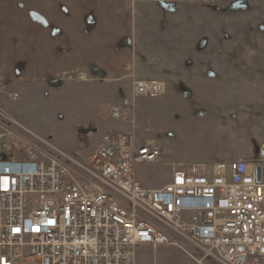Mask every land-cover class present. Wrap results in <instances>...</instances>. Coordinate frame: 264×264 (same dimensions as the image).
I'll return each instance as SVG.
<instances>
[{
    "label": "rangeland",
    "instance_id": "1",
    "mask_svg": "<svg viewBox=\"0 0 264 264\" xmlns=\"http://www.w3.org/2000/svg\"><path fill=\"white\" fill-rule=\"evenodd\" d=\"M147 10L136 19V73L88 81H76L77 74L23 93L5 85L18 94L3 103L10 117L84 161L106 160L103 147L115 152L125 140L159 146L160 162L134 165L146 189L163 187L174 171L194 164L264 157V0L160 3ZM141 81L164 82L166 90L138 96L134 84ZM14 105L35 125L17 117ZM114 106L123 114L117 121ZM13 131L30 136L15 125ZM138 264L199 263L172 246H144Z\"/></svg>",
    "mask_w": 264,
    "mask_h": 264
},
{
    "label": "built area",
    "instance_id": "2",
    "mask_svg": "<svg viewBox=\"0 0 264 264\" xmlns=\"http://www.w3.org/2000/svg\"><path fill=\"white\" fill-rule=\"evenodd\" d=\"M165 90L134 84L138 96ZM0 96V150L21 157L0 162V264H138L144 246H172L199 264H264V157L194 164L146 189L134 165L160 162L159 146L125 140L113 154L103 147L106 160L84 161L10 117L3 103L15 91L3 84ZM110 115L123 116L119 106Z\"/></svg>",
    "mask_w": 264,
    "mask_h": 264
},
{
    "label": "crops",
    "instance_id": "3",
    "mask_svg": "<svg viewBox=\"0 0 264 264\" xmlns=\"http://www.w3.org/2000/svg\"><path fill=\"white\" fill-rule=\"evenodd\" d=\"M195 1L0 0V84L23 93L68 81L79 73L92 80L136 73L137 15L160 3ZM10 109L22 119L19 105ZM9 156L0 150V162Z\"/></svg>",
    "mask_w": 264,
    "mask_h": 264
},
{
    "label": "water",
    "instance_id": "4",
    "mask_svg": "<svg viewBox=\"0 0 264 264\" xmlns=\"http://www.w3.org/2000/svg\"><path fill=\"white\" fill-rule=\"evenodd\" d=\"M104 149L107 150V147H104ZM113 152H114L113 149H108L109 154H113ZM262 154L264 156V149L262 150Z\"/></svg>",
    "mask_w": 264,
    "mask_h": 264
}]
</instances>
